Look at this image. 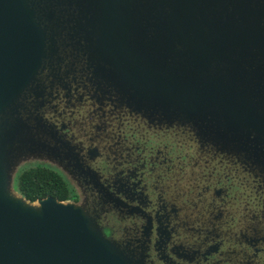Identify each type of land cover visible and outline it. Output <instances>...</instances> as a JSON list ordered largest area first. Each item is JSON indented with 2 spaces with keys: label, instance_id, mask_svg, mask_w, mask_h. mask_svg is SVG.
<instances>
[{
  "label": "water",
  "instance_id": "95a60500",
  "mask_svg": "<svg viewBox=\"0 0 264 264\" xmlns=\"http://www.w3.org/2000/svg\"><path fill=\"white\" fill-rule=\"evenodd\" d=\"M77 72L264 169V0H0V264H143L88 209L11 195L26 160L67 157L41 110Z\"/></svg>",
  "mask_w": 264,
  "mask_h": 264
},
{
  "label": "flooded vegetation",
  "instance_id": "af4514ba",
  "mask_svg": "<svg viewBox=\"0 0 264 264\" xmlns=\"http://www.w3.org/2000/svg\"><path fill=\"white\" fill-rule=\"evenodd\" d=\"M110 98L77 72L64 77L41 110L67 145L59 163L70 201L85 204L104 235L143 264H264V169L203 141L189 126L151 121ZM110 127L119 145L114 163L102 145ZM180 132L189 136L183 160L196 159L201 168L188 192L179 188L190 180L186 164L169 141ZM191 190L199 191L193 198L200 210L187 199Z\"/></svg>",
  "mask_w": 264,
  "mask_h": 264
},
{
  "label": "rangeland",
  "instance_id": "374dc122",
  "mask_svg": "<svg viewBox=\"0 0 264 264\" xmlns=\"http://www.w3.org/2000/svg\"><path fill=\"white\" fill-rule=\"evenodd\" d=\"M99 125H100V123H98ZM116 125V124H115ZM100 132V131H99ZM109 132H112V133H114V129H112L111 127L110 128H108V136H109V138L107 139V141L108 142H106V143H102V145L105 147V151H109L108 153H109V156H110V160H112V162H113V160H114V158L116 157V154H114V152H118L119 151V145H118V143H117V138L113 135V134H111V133H109ZM103 134L104 133H106V131L105 132H102ZM179 134H181V135H175L174 137H170V139H169V141L170 142H172L173 144H175L176 146H177V150L179 151L178 152V155L179 156H182L181 157V159L179 160V161H182L183 163H185L186 164V166H185V174H186V176H185V178L187 179V178H190V180L188 181V180H185L186 182L184 183V184H182V185H180L179 186V188H182L183 190H189V189H191V187L190 186H187V184H192V185H194V183H195V178H197V176H198V174H200V167L198 166V164H197V161L198 160H190V158H188V157H186L185 158V160L186 161H184L183 160V158H184V156H189V154H190V151H189V146H186L185 145V139H186V137H189L188 135H186V134H184L183 132L181 133H179ZM88 136H91V135H88ZM189 145H191V143L189 144ZM183 146V147H182ZM192 149V148H191ZM193 150V149H192ZM195 150V149H194ZM207 150H209L208 148H207ZM194 152V151H193ZM203 159H205V160H208V158L206 157V156H204L203 157ZM192 162V163H191ZM114 163V162H113ZM193 164V165H192ZM195 164H197L196 166H194ZM39 166H41V167H47V168H51V169H53V170H56L57 172H59L61 175H63V177L65 178V174L61 171V170H63L64 172H65V167L63 166V164L62 163H59L58 161H55V160H45V159H43V158H38V157H36L35 159H29V160H26L25 162H24V164H23V166L21 167V170L20 171H23V170H25V169H28V168H33V167H39ZM60 170H59V169ZM173 186V190L175 191H177V186L175 185H172ZM186 190V192H188ZM240 191H244L243 189L242 190H240ZM199 191L198 190H196V191H194V190H191L189 193V195H188V198L187 199H189V201L193 204H197V206H198V208H196L197 210H200V207H201V205H200V203H199V201H198V199L197 198H193V197H195L196 196V194L198 193ZM11 195L12 196H14L15 198H20L21 197V194H20V192L18 191V186H17V183H15V188H14V190H11ZM193 198V199H192ZM69 203H73V204H75V205H77V206H80V207H84V208H86V209H88L87 207H86V205L85 204H83L82 202H80V204H78L77 202H75V201H69ZM187 205L190 207V208H193V206H191L188 202H187ZM37 204H35V205H33V207L34 208H37ZM176 206H178V205H176ZM179 207V206H178ZM193 209H195V208H193ZM90 211V210H89ZM190 211H191V213H193V215H192V218H197V216H199V214L198 213H196L195 215H194V213H195V211L194 210H191L190 209ZM190 228H196V226H190ZM120 246V245H119ZM121 247V246H120ZM121 249L122 250H124L125 251V249L124 248H122L121 247ZM126 252V251H125ZM136 259V258H135ZM131 264V263H130Z\"/></svg>",
  "mask_w": 264,
  "mask_h": 264
},
{
  "label": "trees",
  "instance_id": "16d2710c",
  "mask_svg": "<svg viewBox=\"0 0 264 264\" xmlns=\"http://www.w3.org/2000/svg\"><path fill=\"white\" fill-rule=\"evenodd\" d=\"M18 191L31 203L53 197L60 202L70 201L71 190L63 176L47 167H33L16 176Z\"/></svg>",
  "mask_w": 264,
  "mask_h": 264
}]
</instances>
